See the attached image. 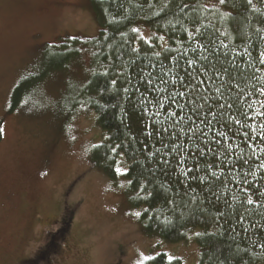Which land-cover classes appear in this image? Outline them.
<instances>
[{
	"label": "trees",
	"instance_id": "obj_1",
	"mask_svg": "<svg viewBox=\"0 0 264 264\" xmlns=\"http://www.w3.org/2000/svg\"><path fill=\"white\" fill-rule=\"evenodd\" d=\"M89 2L98 36L48 65L88 70L83 102L107 135L93 166L125 180L147 234L198 230V264H264V0Z\"/></svg>",
	"mask_w": 264,
	"mask_h": 264
},
{
	"label": "rangeland",
	"instance_id": "obj_2",
	"mask_svg": "<svg viewBox=\"0 0 264 264\" xmlns=\"http://www.w3.org/2000/svg\"><path fill=\"white\" fill-rule=\"evenodd\" d=\"M98 34L89 0H0V264H198V230L178 243L147 234L125 180L93 166L107 135L83 102L88 70L48 65Z\"/></svg>",
	"mask_w": 264,
	"mask_h": 264
},
{
	"label": "snow or ice",
	"instance_id": "obj_3",
	"mask_svg": "<svg viewBox=\"0 0 264 264\" xmlns=\"http://www.w3.org/2000/svg\"><path fill=\"white\" fill-rule=\"evenodd\" d=\"M251 2H252V0H248V3H249V4H251ZM219 3H221V4L225 3V0H219ZM2 131H3V130L0 129V132H2ZM116 172H117V173H120V172H121V169H120L119 167H117V168H116ZM249 202L251 203V201H249ZM134 215L137 216V217H140L141 213L136 212V213H134ZM171 259H172V258L169 257V260H171Z\"/></svg>",
	"mask_w": 264,
	"mask_h": 264
}]
</instances>
